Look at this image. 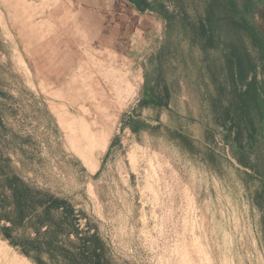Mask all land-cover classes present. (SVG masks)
I'll return each instance as SVG.
<instances>
[{
	"label": "rangeland",
	"instance_id": "1",
	"mask_svg": "<svg viewBox=\"0 0 264 264\" xmlns=\"http://www.w3.org/2000/svg\"><path fill=\"white\" fill-rule=\"evenodd\" d=\"M77 1L0 0V215L13 214L15 178L64 201L78 237L96 234L108 264H264L255 185L227 147L198 48L165 22L159 64L137 50L125 57ZM256 13L264 31V3ZM142 62L148 81L133 71ZM256 76L264 83L260 61ZM153 79L166 109L142 98ZM130 117L148 127L133 133ZM8 226L0 220V264H36L3 238Z\"/></svg>",
	"mask_w": 264,
	"mask_h": 264
},
{
	"label": "trees",
	"instance_id": "2",
	"mask_svg": "<svg viewBox=\"0 0 264 264\" xmlns=\"http://www.w3.org/2000/svg\"><path fill=\"white\" fill-rule=\"evenodd\" d=\"M126 1L140 13L160 15L167 34L175 30L180 42L188 41L198 48L201 68L217 91L225 138H231L227 147L243 169L245 182L255 185L253 200L261 213L264 232V83L256 76L257 61L264 64V31L252 21L264 0ZM166 49L163 46L154 59L158 64L166 56ZM155 82L146 87L145 102L166 109L165 102L154 93ZM172 117L177 120L176 115ZM127 125L133 133L148 127L133 117ZM172 132L185 138L178 124ZM7 184L13 214L0 215V220L9 224L2 227L1 235L22 255L36 264H108L106 247L96 234L78 237L69 221L72 211L64 201L15 178ZM70 227L75 239H69ZM24 228L31 229L33 237L19 232Z\"/></svg>",
	"mask_w": 264,
	"mask_h": 264
},
{
	"label": "crops",
	"instance_id": "3",
	"mask_svg": "<svg viewBox=\"0 0 264 264\" xmlns=\"http://www.w3.org/2000/svg\"><path fill=\"white\" fill-rule=\"evenodd\" d=\"M77 2L76 9L79 17L87 24L97 25L99 32L104 34L106 29L112 30L113 35L110 39L126 46L125 57H132L133 52L137 50L134 57L146 59L148 62L155 61L161 50L160 30L165 24L164 18L148 11L140 13L126 0H78ZM129 18L135 20L134 26L130 29L128 28ZM118 53L115 52L117 55ZM145 68L146 64L142 62L135 65L133 71L141 80L148 81ZM146 87L144 86L142 90L144 101L143 93L147 91Z\"/></svg>",
	"mask_w": 264,
	"mask_h": 264
}]
</instances>
